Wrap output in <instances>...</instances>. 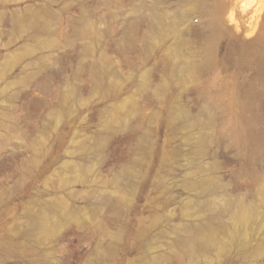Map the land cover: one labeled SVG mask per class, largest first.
Instances as JSON below:
<instances>
[{
    "label": "rangeland",
    "instance_id": "obj_1",
    "mask_svg": "<svg viewBox=\"0 0 264 264\" xmlns=\"http://www.w3.org/2000/svg\"><path fill=\"white\" fill-rule=\"evenodd\" d=\"M0 264H264V0H0Z\"/></svg>",
    "mask_w": 264,
    "mask_h": 264
},
{
    "label": "bare ground",
    "instance_id": "obj_2",
    "mask_svg": "<svg viewBox=\"0 0 264 264\" xmlns=\"http://www.w3.org/2000/svg\"><path fill=\"white\" fill-rule=\"evenodd\" d=\"M187 31L188 32L192 31V28L190 26H187ZM208 52L209 53L212 52V46L211 45L208 46Z\"/></svg>",
    "mask_w": 264,
    "mask_h": 264
}]
</instances>
